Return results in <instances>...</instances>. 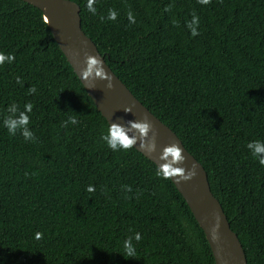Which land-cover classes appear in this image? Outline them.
Segmentation results:
<instances>
[{"label":"trees","instance_id":"obj_1","mask_svg":"<svg viewBox=\"0 0 264 264\" xmlns=\"http://www.w3.org/2000/svg\"><path fill=\"white\" fill-rule=\"evenodd\" d=\"M73 1L110 68L203 165L247 263L264 264V165L246 147L264 140V0H95V14ZM0 54L14 57L0 65V264H214L167 174L108 147L38 8L0 0ZM12 104L32 105L34 141L4 127Z\"/></svg>","mask_w":264,"mask_h":264},{"label":"water","instance_id":"obj_2","mask_svg":"<svg viewBox=\"0 0 264 264\" xmlns=\"http://www.w3.org/2000/svg\"><path fill=\"white\" fill-rule=\"evenodd\" d=\"M22 1L42 12L54 40L108 124L127 127L136 141L132 146L172 180L202 228L214 264H248L241 241L211 191L203 165L110 68L81 28L80 6L73 0ZM144 128L147 132L137 131Z\"/></svg>","mask_w":264,"mask_h":264},{"label":"clouds","instance_id":"obj_3","mask_svg":"<svg viewBox=\"0 0 264 264\" xmlns=\"http://www.w3.org/2000/svg\"><path fill=\"white\" fill-rule=\"evenodd\" d=\"M95 0H88L87 2V8L88 10L95 14L96 8L94 7ZM201 4H209L211 0H199ZM129 17L131 19V14H129ZM109 19H115L116 13L110 12L109 13ZM196 25H198V19L194 17L189 24V28L191 29V34L193 36L197 35L196 31ZM14 57L12 55H5L0 54V65L4 64L5 62H12ZM95 63V62H93ZM19 78H17V83H19ZM110 86V84H109ZM36 89L30 88V93H35ZM32 105L28 104L25 106L24 111H20L15 104L10 105L7 108V111L9 115L3 120V125L7 129L8 133L10 135H15L17 131L21 132V135L24 137L25 140L34 141L35 137L32 133V131L29 129V115L28 113L31 111ZM70 123L75 124L76 120L72 119L70 120ZM138 132H147V128L144 129H137ZM103 139L106 141L108 147L112 149L113 151L119 150V149H127L132 146L133 143L136 141L131 138L129 134V130L125 126H113L109 130V132L103 137ZM247 149L251 153V155L258 159L259 163L261 165H264V140H254L250 141L246 145ZM89 191H94L92 187H89ZM130 190V189H129ZM135 239L138 241L140 239L139 234H136ZM126 249L128 251L129 256L134 255V247L131 244V238L126 242Z\"/></svg>","mask_w":264,"mask_h":264}]
</instances>
